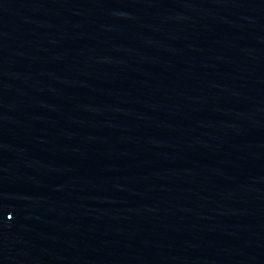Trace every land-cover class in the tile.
Listing matches in <instances>:
<instances>
[{"label":"water","instance_id":"obj_1","mask_svg":"<svg viewBox=\"0 0 264 264\" xmlns=\"http://www.w3.org/2000/svg\"><path fill=\"white\" fill-rule=\"evenodd\" d=\"M0 264H264V0H0Z\"/></svg>","mask_w":264,"mask_h":264}]
</instances>
